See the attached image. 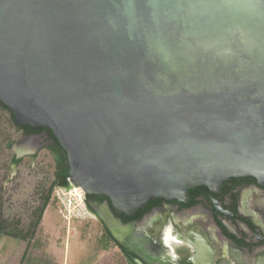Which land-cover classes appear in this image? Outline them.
<instances>
[{"label":"water","instance_id":"obj_1","mask_svg":"<svg viewBox=\"0 0 264 264\" xmlns=\"http://www.w3.org/2000/svg\"><path fill=\"white\" fill-rule=\"evenodd\" d=\"M0 102L118 216L264 185V0H0Z\"/></svg>","mask_w":264,"mask_h":264},{"label":"flooded vegetation","instance_id":"obj_2","mask_svg":"<svg viewBox=\"0 0 264 264\" xmlns=\"http://www.w3.org/2000/svg\"><path fill=\"white\" fill-rule=\"evenodd\" d=\"M19 132L23 142L50 145L46 130ZM87 202L127 264H264V185L253 177L231 178L218 192L196 188L186 203L152 200L147 213L128 222L108 201Z\"/></svg>","mask_w":264,"mask_h":264},{"label":"rangeland","instance_id":"obj_3","mask_svg":"<svg viewBox=\"0 0 264 264\" xmlns=\"http://www.w3.org/2000/svg\"><path fill=\"white\" fill-rule=\"evenodd\" d=\"M7 140L17 144L23 142L8 113L0 109V164L4 166L0 171V211L8 222L23 232L52 184L54 159L37 138L10 150L5 148ZM19 151H22V162L18 167H11L10 160ZM55 189L58 187L51 193L40 235V249L47 258L55 264H127L114 246L108 250L102 248L104 232L100 218L66 219L56 200ZM19 249L16 239L0 235V264H13L14 256L20 255Z\"/></svg>","mask_w":264,"mask_h":264},{"label":"trees","instance_id":"obj_4","mask_svg":"<svg viewBox=\"0 0 264 264\" xmlns=\"http://www.w3.org/2000/svg\"><path fill=\"white\" fill-rule=\"evenodd\" d=\"M0 109L6 111L9 115V120L14 128L18 131H24L26 134H37L32 127L22 126L16 124V119L11 110L6 108L4 104L0 102ZM46 130V129H42ZM48 134V141H50V145L46 146V149L52 154L54 159V172H53V181L48 189L47 193L43 196L42 200L39 203V206L32 212V218L30 219L28 228L22 232L17 225L13 226L12 223L8 222L0 211V235L8 236L16 239L20 243L19 256H14L12 259L13 264H55L49 258H47L46 253L40 249L41 247V233H42V220L44 216V212L47 209L50 203V197L53 189L55 187L59 188H67L69 187V163L67 159L66 152L61 148L59 142L56 137L52 134L50 130H46ZM15 141L7 140L5 148L10 150ZM22 162V159H18L15 156H12L10 160L11 167H18ZM4 168L3 165L0 164V171ZM192 192V191H191ZM87 201L89 200H109L103 196H89L86 195ZM110 204V202H109ZM152 207H147L141 209L134 219L141 218L142 215L147 213ZM93 211V208L90 207ZM120 218L124 222H128L133 218H126L125 216H120ZM103 236L101 239L102 248L104 250H108L111 243L107 241V237H111L110 232L103 228Z\"/></svg>","mask_w":264,"mask_h":264},{"label":"built area","instance_id":"obj_5","mask_svg":"<svg viewBox=\"0 0 264 264\" xmlns=\"http://www.w3.org/2000/svg\"><path fill=\"white\" fill-rule=\"evenodd\" d=\"M69 181V187L55 189L56 200L61 207L66 219L75 220L91 217V211L86 199V194L80 187Z\"/></svg>","mask_w":264,"mask_h":264},{"label":"crops","instance_id":"obj_6","mask_svg":"<svg viewBox=\"0 0 264 264\" xmlns=\"http://www.w3.org/2000/svg\"><path fill=\"white\" fill-rule=\"evenodd\" d=\"M93 217H95V215H92Z\"/></svg>","mask_w":264,"mask_h":264},{"label":"bare ground","instance_id":"obj_7","mask_svg":"<svg viewBox=\"0 0 264 264\" xmlns=\"http://www.w3.org/2000/svg\"><path fill=\"white\" fill-rule=\"evenodd\" d=\"M80 189H82V188H80Z\"/></svg>","mask_w":264,"mask_h":264}]
</instances>
